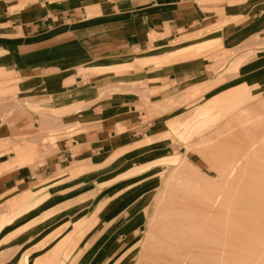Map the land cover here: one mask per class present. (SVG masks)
Wrapping results in <instances>:
<instances>
[{"label": "rangeland", "instance_id": "1", "mask_svg": "<svg viewBox=\"0 0 264 264\" xmlns=\"http://www.w3.org/2000/svg\"><path fill=\"white\" fill-rule=\"evenodd\" d=\"M10 2L0 0L14 13ZM220 28H212V40L201 42L204 36L192 44L193 39H183L151 62L159 67L207 58L213 77L184 87L175 97L141 98L135 106L151 122L147 136L155 127L158 132L145 137L142 147L115 153L105 148L102 158L84 162L88 166L75 175L72 171L70 182H54L53 189L0 190V264H264V238L258 241L254 231L242 241L231 237V225H243L255 214L249 181L264 177V77H258L264 56L257 53L263 47L228 51L217 38ZM178 46L193 49L169 57ZM147 63L136 60L135 66ZM0 95H10L20 106L15 90ZM80 131L65 127L42 134V154L31 164L60 153V141L76 139ZM6 147L1 149L9 152ZM66 172L51 176L62 178Z\"/></svg>", "mask_w": 264, "mask_h": 264}, {"label": "crops", "instance_id": "2", "mask_svg": "<svg viewBox=\"0 0 264 264\" xmlns=\"http://www.w3.org/2000/svg\"><path fill=\"white\" fill-rule=\"evenodd\" d=\"M20 1L10 2L14 13L0 3V93L13 89L20 102L17 107L10 95H0V190L5 192L53 189L54 182H70L82 171L77 168L88 166L84 162L102 158L105 148L111 153L138 148L155 137L157 128L147 136L151 122L135 104L143 97H175L184 87L213 77L207 58L153 66L173 44L186 38L195 44L204 36L201 42L212 40V28L221 25L217 38L226 50L263 47L257 53L264 56V0ZM191 49L178 46L169 57ZM136 60L150 63L140 68ZM125 65L133 67L101 72ZM258 73L264 77V65ZM65 127L83 131L76 139H62L60 153L32 165L42 154V134ZM8 165L13 167L4 170ZM66 168L62 178L51 176ZM39 178V185L27 186Z\"/></svg>", "mask_w": 264, "mask_h": 264}, {"label": "bare ground", "instance_id": "3", "mask_svg": "<svg viewBox=\"0 0 264 264\" xmlns=\"http://www.w3.org/2000/svg\"><path fill=\"white\" fill-rule=\"evenodd\" d=\"M239 85V84H238ZM41 139V138H40ZM31 162V159L29 160H21L17 164L19 166H23L25 164H28ZM263 174V173H262ZM248 175V174H247ZM249 179V178H248ZM251 179V178H250ZM250 185L252 188L248 189H253V191H250L248 197H252V194L256 195V202H255V214H253L252 217H249L243 225H231L234 233L232 234V240L234 242L236 241H242L247 238H249L248 231H254V234H257V239L260 241L262 238H264V177H258L256 176V180H250L249 181ZM232 186V185H231ZM243 192V191H242ZM181 193V192H180ZM246 194V193H245ZM247 196V195H246ZM180 198V197H179ZM243 199V198H242ZM247 199V198H245ZM242 201V200H241ZM254 201V200H253ZM246 202V201H244ZM184 203V202H183ZM181 204V203H180ZM232 204V203H231ZM173 205V204H172ZM174 207V206H173ZM219 207V206H218ZM250 208V207H248ZM245 209V208H244ZM253 210V209H252ZM192 211V210H191ZM196 214V213H195ZM250 216V215H248ZM222 219V218H221ZM196 220V219H195ZM244 220V219H243ZM242 222V221H241ZM192 226V225H191ZM202 226V225H201ZM191 228V227H190ZM229 229V228H228ZM219 232V231H218ZM227 234V233H226ZM223 236V234H222ZM229 236V235H228ZM216 237V236H214ZM196 238V237H195ZM208 238V237H207ZM221 238V234H220ZM223 238V237H222ZM201 239V238H200ZM212 239V238H211ZM220 240L219 238H217ZM209 241V239H207ZM231 240V241H232ZM263 240V239H262ZM261 240V241H262ZM211 241V240H210ZM209 241V243H211ZM232 241V242H233ZM220 242V241H218ZM223 242V241H222ZM221 243V242H220ZM225 243V242H224ZM227 243V242H226ZM243 243V242H242ZM219 244V243H218ZM222 244V243H221ZM262 244V243H261ZM217 246V245H216ZM235 246V245H234ZM153 247V246H152ZM156 247V246H155ZM234 248V247H233ZM213 251V250H212ZM151 252V251H150ZM205 262V261H204Z\"/></svg>", "mask_w": 264, "mask_h": 264}]
</instances>
